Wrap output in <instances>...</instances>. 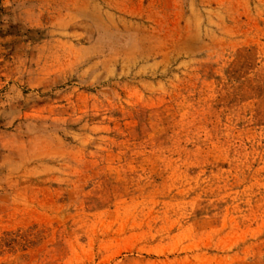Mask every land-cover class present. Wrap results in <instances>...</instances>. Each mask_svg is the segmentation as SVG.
I'll list each match as a JSON object with an SVG mask.
<instances>
[{
	"label": "rangeland",
	"instance_id": "obj_1",
	"mask_svg": "<svg viewBox=\"0 0 264 264\" xmlns=\"http://www.w3.org/2000/svg\"><path fill=\"white\" fill-rule=\"evenodd\" d=\"M0 264H264V0H0Z\"/></svg>",
	"mask_w": 264,
	"mask_h": 264
}]
</instances>
